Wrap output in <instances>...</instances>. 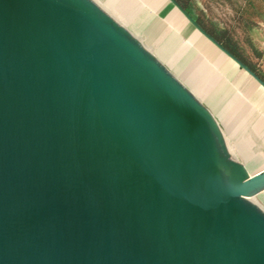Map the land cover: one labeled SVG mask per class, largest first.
Here are the masks:
<instances>
[{"label": "water", "instance_id": "obj_1", "mask_svg": "<svg viewBox=\"0 0 264 264\" xmlns=\"http://www.w3.org/2000/svg\"><path fill=\"white\" fill-rule=\"evenodd\" d=\"M263 191L99 0H0V264H264Z\"/></svg>", "mask_w": 264, "mask_h": 264}, {"label": "rangeland", "instance_id": "obj_2", "mask_svg": "<svg viewBox=\"0 0 264 264\" xmlns=\"http://www.w3.org/2000/svg\"><path fill=\"white\" fill-rule=\"evenodd\" d=\"M138 38L151 47L155 55L200 99L209 104L216 96L220 81L213 75L214 61L188 35L170 27L166 21H156L154 11L164 0H99ZM236 1V0H233ZM191 12L219 28L234 26L233 39L245 58L264 74V14L255 17V24L239 23L238 14L228 0H191ZM175 14L172 13L171 17ZM247 93L239 90L231 97L223 95L216 111L237 158L250 151L248 125L243 122V104ZM210 105V104H209ZM226 134V133H225ZM247 137V136H246ZM238 145V149H237ZM252 153V152H251ZM264 205V197L257 196Z\"/></svg>", "mask_w": 264, "mask_h": 264}, {"label": "crops", "instance_id": "obj_3", "mask_svg": "<svg viewBox=\"0 0 264 264\" xmlns=\"http://www.w3.org/2000/svg\"><path fill=\"white\" fill-rule=\"evenodd\" d=\"M172 13L175 14L173 17H171ZM154 16L156 21H166L170 27L175 28L177 31L184 30V35H188L191 43L197 42L201 50L207 53L211 60L214 61L215 70H213V75L221 84L217 91L218 95L211 96L210 105L203 102L215 116L217 115L216 111L220 108V100L223 101V95L228 98L239 90L247 93L243 104V122L249 126L247 137L245 136L248 143L245 142V147L249 148L250 151L247 153L244 151L243 158L238 159L252 173L264 170V87L202 35L170 0L162 1L155 9ZM217 119L219 120L218 117ZM219 122L222 126V122L220 120ZM224 132L227 135L229 130H224ZM258 196L264 197V191Z\"/></svg>", "mask_w": 264, "mask_h": 264}, {"label": "trees", "instance_id": "obj_4", "mask_svg": "<svg viewBox=\"0 0 264 264\" xmlns=\"http://www.w3.org/2000/svg\"><path fill=\"white\" fill-rule=\"evenodd\" d=\"M185 9H187L191 14V0H177ZM229 3L236 10L238 17L237 21L239 23L245 22L247 24H255V17L259 14H264V0H228ZM193 15V14H192ZM198 23L213 37H215L222 45H224L229 51L240 58L248 67H250L254 72H256L263 80L264 74L250 61H248L243 53L241 52L239 46L235 43L233 39V28L222 27L219 28L214 24L208 23L200 15H193Z\"/></svg>", "mask_w": 264, "mask_h": 264}, {"label": "bare ground", "instance_id": "obj_5", "mask_svg": "<svg viewBox=\"0 0 264 264\" xmlns=\"http://www.w3.org/2000/svg\"><path fill=\"white\" fill-rule=\"evenodd\" d=\"M114 15V14H113ZM115 16V15H114ZM116 17V16H115ZM126 25V24H125ZM256 85V84H255ZM229 143V147H230V149L234 152V147H233V145L230 143V142H228Z\"/></svg>", "mask_w": 264, "mask_h": 264}]
</instances>
